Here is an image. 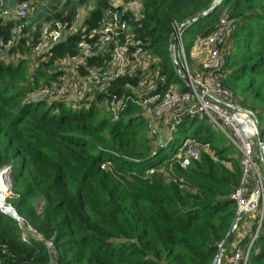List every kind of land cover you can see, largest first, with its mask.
Returning a JSON list of instances; mask_svg holds the SVG:
<instances>
[{
  "label": "trees",
  "instance_id": "1",
  "mask_svg": "<svg viewBox=\"0 0 264 264\" xmlns=\"http://www.w3.org/2000/svg\"><path fill=\"white\" fill-rule=\"evenodd\" d=\"M0 1L5 9L22 0ZM215 1L141 0L142 18L128 19L135 40L150 56L149 69L166 78L160 93L170 84L180 93L189 91L181 79L174 81V58H164L171 55L173 24L183 28ZM108 2L48 0L10 49L20 59H0V172L8 170L11 193L6 202L54 245L56 264H214L218 244L226 242L238 218L233 196L242 186L244 166L240 152L205 116H185L177 126H192L189 138L208 146L181 168L175 162L178 149L165 153L172 140L163 146L148 142L138 106L129 104L115 121L97 101L86 106L35 96L57 77L55 60L75 56L77 44L94 33ZM86 5L92 10L81 29L53 46L47 62L37 61L31 71L23 56L39 41L41 26L71 20ZM221 18L230 26L219 81L232 93L233 106L252 114L264 139V0H220L193 23L196 37L213 32ZM12 27L0 16L1 40L10 39ZM106 58L105 53L92 56L87 65L100 66ZM138 79L123 77L111 92L129 93L125 87L136 86ZM237 95L245 102L237 104ZM253 148L260 154L257 135ZM151 159L158 160L147 164ZM20 236L17 223L0 212V264H51L44 241L30 238L25 244ZM247 258L246 264H264V217Z\"/></svg>",
  "mask_w": 264,
  "mask_h": 264
},
{
  "label": "built area",
  "instance_id": "2",
  "mask_svg": "<svg viewBox=\"0 0 264 264\" xmlns=\"http://www.w3.org/2000/svg\"><path fill=\"white\" fill-rule=\"evenodd\" d=\"M1 5L0 1V16L12 21L13 27L11 37L7 42L0 39V59L6 63H14L20 59L21 54L19 52L10 53V49L16 45L20 33L28 26L29 18L35 15L37 6L32 0H22L5 9H2ZM91 10L90 5L82 6L71 20H56L41 26L39 41L31 47L28 55L23 56L29 61L31 71L37 67V61L47 62L51 56L49 50L53 46L81 29L84 17ZM104 13L105 16L98 23L94 33L88 34L86 39H82L77 44L75 56L55 60L59 71L57 77L49 85L41 88L35 96L48 101L65 100L72 104L85 103L86 106L97 101V105L110 114L115 121L121 117L129 104L140 107V110L148 106L154 119L160 118L161 113L167 110V122L170 131L173 132H176L183 117L203 115L238 149L244 159L243 164L248 166L254 152L255 121L247 111L233 108L232 93L225 89L219 81V70L224 65L228 50L225 36L230 22L226 18H221L213 32L193 40L192 48H204L205 55L200 64L202 75L192 80L186 71V75L182 77L189 91L180 93L176 85L170 84L166 92L160 93L159 87L165 85L166 78L164 75L153 74L149 69L150 56L138 45L128 24L130 18L135 21L142 18L141 0H131L128 3L123 0H109L108 8ZM182 29L179 25L173 24L171 40L174 42L176 61L179 62L180 67L185 68L186 56L182 44ZM104 53L107 58L102 65H87L88 58L100 57ZM176 63L177 67L178 63ZM127 76H138L136 86L125 87L129 89V93L111 92L113 83ZM150 127L154 130L152 125ZM182 148L185 149L184 154L179 153L175 156V162L181 168L188 167L191 161L198 159L201 151L208 150L207 144L198 145L188 138L183 140ZM6 171L5 169L0 174ZM168 171L170 175H173L172 163L169 164ZM179 182L181 184L182 180L180 179ZM245 182L244 171L242 186L233 196L239 212L244 210L251 200L247 197ZM178 188L181 189L183 186L179 185ZM5 195L0 194V212L17 223L21 230V241L25 244H29L30 238L44 241L51 264H56L57 254L54 245L45 241L37 230L17 214L6 202L8 196ZM224 245L225 241L218 244L219 253ZM247 256V252L242 254L240 250L236 251L235 257L238 260L245 262Z\"/></svg>",
  "mask_w": 264,
  "mask_h": 264
},
{
  "label": "rangeland",
  "instance_id": "3",
  "mask_svg": "<svg viewBox=\"0 0 264 264\" xmlns=\"http://www.w3.org/2000/svg\"><path fill=\"white\" fill-rule=\"evenodd\" d=\"M32 1L36 4L37 9L43 4H45L46 2H48V0H32ZM32 18L33 16L29 18V21ZM196 33H197V28L195 24L184 26L182 29V44H183V49H184L185 56H186V63H185V68H183L182 66L180 67L179 62L177 61L178 72L176 75L177 78H175L174 80L175 82H179L181 79V82H180L181 87L185 85L184 83H186L182 79V77L186 75V71H188V74L191 76L192 80L195 79L196 76L202 75V69H201L200 64L205 55V49L204 48H201V49L192 48V41L196 37ZM164 58L166 60H171L170 59L171 55L166 54ZM235 98L238 102L237 104H239V102H245L244 97H241L240 95H237V97L235 96ZM232 103L234 102L232 101ZM240 109L243 111H247L242 108H239L238 110ZM137 114L142 116L143 119H145L147 122V128H146L145 134H146V139L148 140L150 144H152L153 146H159V145L163 146L165 144H168L172 140V142L168 144V146L166 147V150H165L166 155H168L170 152L176 149H178L177 154L179 153L181 155L184 154L185 149L182 148V142L185 137H186L185 139L187 138L191 139L189 137L193 131L192 126L191 127H188L187 125L179 126L176 132L170 131L169 124L167 122V118H168L167 110L163 111L160 115V118L158 119L153 118L151 111H149L148 106L145 109L140 110V112L138 111ZM151 125H152V128H154V130L151 129L150 127ZM236 152H239L238 149H236ZM237 156L238 154L235 153L234 158H236ZM157 160L158 159H151L147 162V164H152L154 161L157 162ZM243 162H244V159L242 158V164ZM243 166H244L245 178H246L244 188L246 189V194H247L248 199H251L258 192L260 193V196L256 202L255 208L252 211L248 212L244 216V218H242L238 222L237 227L232 234V239L229 245L227 246L224 254L222 255V257L217 258L214 264H217V263L218 264H246V261L248 258H246L245 262L243 260L241 261V260L236 259L235 257L236 251L240 250L242 254L246 253V251H247V254L249 253L251 243L257 235V231H258L261 219L262 217H264V187H262L261 185L262 180H264V162H261V155L256 153L254 149L250 162H248V166L244 164ZM168 177L169 176L166 175L165 179L167 180ZM7 193H8V190H7ZM10 195L11 194H8V195L6 194L5 196L10 197ZM246 238H251V243H249L248 245H246V242H244Z\"/></svg>",
  "mask_w": 264,
  "mask_h": 264
},
{
  "label": "water",
  "instance_id": "4",
  "mask_svg": "<svg viewBox=\"0 0 264 264\" xmlns=\"http://www.w3.org/2000/svg\"><path fill=\"white\" fill-rule=\"evenodd\" d=\"M219 3H220V0H216L215 3L213 4V6H212L207 12H205V13H203V14H201V15H198V16L194 17L193 19L187 21V22L185 23L184 26L192 25L194 22L200 20L202 17H204L206 14H208L210 11H212L213 8H214L215 6H217ZM170 49H171V58H174L175 63H176L177 61H176V58H175V55H174V42L171 43ZM176 64H177V63H176ZM179 69H180V68H179ZM180 74H181V73H180ZM229 107L232 108V106H229ZM233 108L236 109V110L239 109V108H236V107H234V106H233ZM240 110H241V109H240ZM248 113L252 116V114H251L250 112H248ZM256 135H257V138H258V149H259V151H260L261 156L264 157V139H262V133H261V130H260V128H259L258 125H256ZM4 176H5V178H7V176H8V170L4 173ZM6 183H7V179H6L5 184H6ZM6 185H7V190H8V193H7V194H11V193H10V189H9V185H8V183H7ZM261 185H262V187H264V180H262ZM259 196H260V193L258 192L257 194H255V195L251 198V200H250L248 206H247L244 210H242V211H240V212L238 213V218H237V220H236V222H235V224H234V226H233V228H232V231H231V233H230L228 239H227L226 242H225V245L223 246L221 252L219 253V257H222V255L224 254V252H225L227 246L229 245V243H230V241H231V239H232V234H233V232L235 231V229H236V227H237V224H238L239 220H240L245 214H247L248 212L252 211V210L255 208V206H256V202H257ZM217 264H218V263H217Z\"/></svg>",
  "mask_w": 264,
  "mask_h": 264
},
{
  "label": "bare ground",
  "instance_id": "5",
  "mask_svg": "<svg viewBox=\"0 0 264 264\" xmlns=\"http://www.w3.org/2000/svg\"><path fill=\"white\" fill-rule=\"evenodd\" d=\"M5 179L6 178L4 174L1 173L0 174V194H3V195L7 194V187H6L7 185H5V182H6Z\"/></svg>",
  "mask_w": 264,
  "mask_h": 264
},
{
  "label": "crops",
  "instance_id": "6",
  "mask_svg": "<svg viewBox=\"0 0 264 264\" xmlns=\"http://www.w3.org/2000/svg\"><path fill=\"white\" fill-rule=\"evenodd\" d=\"M245 215H246V214H245ZM245 215H244V216H245ZM244 216H243L242 218H244ZM242 218H241V219H242ZM241 219H240V220H241ZM240 220H239V221H240Z\"/></svg>",
  "mask_w": 264,
  "mask_h": 264
}]
</instances>
